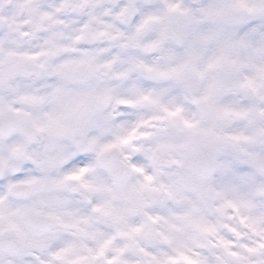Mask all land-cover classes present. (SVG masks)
Returning <instances> with one entry per match:
<instances>
[{"label":"clouds","instance_id":"clouds-1","mask_svg":"<svg viewBox=\"0 0 264 264\" xmlns=\"http://www.w3.org/2000/svg\"><path fill=\"white\" fill-rule=\"evenodd\" d=\"M257 65L264 0H0V264H264Z\"/></svg>","mask_w":264,"mask_h":264},{"label":"snow or ice","instance_id":"snow-or-ice-1","mask_svg":"<svg viewBox=\"0 0 264 264\" xmlns=\"http://www.w3.org/2000/svg\"><path fill=\"white\" fill-rule=\"evenodd\" d=\"M170 7L174 9L175 8V5H171ZM203 39L206 40V39H208V37L205 36V37H203ZM241 43H243V41ZM217 63H218V59L211 61L208 64L207 68L204 69V71H207L208 68L215 67ZM232 63H235V61H232ZM189 66H194V58L193 57H189V59L185 62L184 65H182L178 69H173V71L176 72L177 74H179L180 72L183 71L184 68H187ZM255 71H256V75L257 76L264 78V65H257V66H255ZM203 74H204V72L201 71L200 72V75L202 76ZM242 87H249V88H252V90L254 92L257 91V86L254 84L253 80H250V79L246 80L245 83H244V85H242ZM213 88H214V85L213 84H210L208 91L210 92ZM206 98H207V94L205 96H202L201 97V99H206ZM179 111H180V109L177 108L176 109V112H179ZM169 115H175V113H169ZM237 115H239V116H247V112L242 110V111L238 112ZM185 124L188 127H192V124L190 122H188V121H185ZM258 134L264 135V129H260ZM245 139H247V137H245ZM123 142L126 143L127 142V139H125ZM13 152L20 154L21 153V149L18 148V147L17 148H14L13 149ZM257 166L259 167V169L262 172H264V162H257ZM6 167H8V162L7 161H0V169L6 168ZM83 171L84 170L81 169L80 172L73 173L71 176H69L67 178L68 179H76V178H79V176L82 174ZM148 179H150V177ZM10 187H14V186H10Z\"/></svg>","mask_w":264,"mask_h":264}]
</instances>
